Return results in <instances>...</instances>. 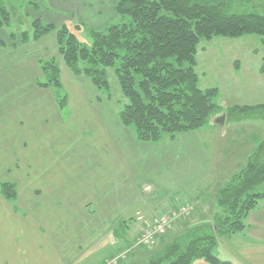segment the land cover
Wrapping results in <instances>:
<instances>
[{"label": "crops", "instance_id": "crops-1", "mask_svg": "<svg viewBox=\"0 0 264 264\" xmlns=\"http://www.w3.org/2000/svg\"><path fill=\"white\" fill-rule=\"evenodd\" d=\"M117 1L44 0L36 13L42 14L44 21L57 25L83 23L85 26L80 30H101L117 19L114 11ZM23 32L13 20L0 29V144H9L4 150L0 145L3 158L0 163L7 158L1 164L2 170L15 166L30 172V161L22 158L19 151L30 141L28 137L37 144L51 140L55 145L60 139L63 141L54 150L50 179L48 170L40 165L46 153L39 148L36 155L39 179L35 182L41 193L36 191L34 198H17L21 213L14 209L13 202L1 197L0 233L15 242L11 232L16 226L21 244L29 245L25 240L31 237L37 245L29 254L27 247L16 255L0 253V264H141L151 251L140 242L143 222L138 219L139 213L146 221L156 214L174 215L177 219L186 213L176 209L187 204L190 215L183 218L192 219V223L211 221L218 212L217 202L215 208L213 204L215 195L201 196L196 187L207 191L212 186L209 181L213 172L225 174L217 167L219 150L225 151L221 139L228 136V128L235 122L227 121L226 116L224 126L220 127L215 115L195 131L165 137L159 142H141L134 130L121 122L118 107L101 95L88 77L75 76L63 67L62 78L66 79L69 94L65 112L55 99L54 88L36 83L43 76L39 61L58 57L54 33L23 42L20 37ZM39 108L46 109L47 115L43 113L40 120H29L30 112ZM48 122L52 128L45 125ZM68 124L74 126L67 135L71 141L62 132L56 133ZM25 125L28 133L23 130ZM10 143L19 148H11ZM249 149L241 152V160L231 164L233 169L245 165L255 147ZM76 175V181H72ZM74 182L70 191L69 183ZM140 184L143 189L145 185L153 188L142 192ZM218 187L215 185L214 191ZM182 219L174 220L172 232L182 230ZM248 224L246 234L224 239L218 251L222 261L264 264V201L250 212ZM238 236L242 243L237 241ZM118 239L123 240L124 251L115 257L104 255L105 249L115 247ZM227 240L236 242L233 248L225 244ZM27 254L30 260L25 258ZM194 264L209 263L198 260Z\"/></svg>", "mask_w": 264, "mask_h": 264}, {"label": "trees", "instance_id": "trees-1", "mask_svg": "<svg viewBox=\"0 0 264 264\" xmlns=\"http://www.w3.org/2000/svg\"><path fill=\"white\" fill-rule=\"evenodd\" d=\"M5 2L0 0V29L12 21ZM114 11L117 22L101 30L85 28L92 39L89 46L77 38L68 23L57 25L40 19H34L32 31H24L20 37L24 42L56 31L58 52L65 66L75 76L88 77L109 100L112 90L108 70L114 69L127 100L119 118L141 142H159L195 131L223 112L227 121L236 122L249 117L250 112L264 110V104L222 108L215 101L218 89L199 87L196 72L202 41L255 35L264 43V0H118ZM74 26L80 30L85 25ZM39 62L47 79L37 85L60 88L61 68L56 57ZM54 94L66 111V104L60 103L57 92ZM0 187L4 199L16 200L11 184L5 182ZM263 201L261 140L245 165L217 192L218 212L212 220L192 223V219L183 218L190 215V210L177 219L170 216L169 231L158 244L152 248L143 244L151 253L141 264H193L197 260L231 264L219 258V238L230 239L243 232L250 212ZM179 219L184 223L182 230L172 232L174 220Z\"/></svg>", "mask_w": 264, "mask_h": 264}, {"label": "rangeland", "instance_id": "rangeland-1", "mask_svg": "<svg viewBox=\"0 0 264 264\" xmlns=\"http://www.w3.org/2000/svg\"><path fill=\"white\" fill-rule=\"evenodd\" d=\"M43 2L44 0H6L5 4L12 12V20L16 25V27H19L20 30L23 31H32V26H31L32 21L34 19L43 20V15L36 13V9L40 8ZM118 19L119 17L117 16V19L112 23L117 22ZM71 27L72 30L75 31L77 38L83 44L89 46L92 43L90 34L86 29L79 31V30H75L76 27L74 25H71ZM52 33H54L57 40L56 31H53ZM31 40H35V39L31 37L27 41H31ZM51 58L49 57L48 59H41V60H49ZM56 62L61 69L63 67L67 68L63 63L59 55V52H58V57H56ZM67 69L70 71L69 68ZM196 72L199 76V83H198L199 87H201L202 89H208V88L218 89V94L215 97V101L218 104H220V106L224 109H226V107L228 106L231 107L234 105L251 106V105L264 104V43L262 42L261 38L258 36L250 35L241 38L215 37L211 40H205L200 42L197 53ZM108 78L110 80V86L112 90V100L111 99L110 100L116 105V107H118L120 111L124 107L125 103H127V100L122 95L120 85L114 69L110 68L108 70ZM46 79L47 76L43 74L41 78H38L36 80V83L38 84L42 83L46 81ZM64 79L65 78H62V71H61L60 88L56 89L55 85H50V87L52 86L51 88H54V90L57 92V95L60 99L59 100L60 103L61 104L64 103L67 106L69 101V94L67 92V87L65 83L66 79L65 81ZM30 113H31L30 115L31 119L29 118V120L32 119L35 120V118H37L38 120L39 118H41L43 113L47 115L48 111L46 109L42 111V109L39 108L31 111ZM67 116L68 115L66 113L65 117ZM45 125H47L48 128L53 127L50 122L45 123ZM31 127L32 124L30 123L29 129ZM73 127H74L73 125L68 124L67 126H63L59 128V130H57L56 133L62 132L64 138L67 139L68 141H71L67 137V135L73 129ZM23 130L24 132L28 133L26 125L23 127ZM228 131H229L228 136L225 139H221L223 145V147L221 148H223V150L225 151L220 152L219 150V164L217 166L225 174L213 172L212 175L210 176V181H209V184H212V186L209 187L207 191L206 190L202 191L201 188L199 189V187H196L198 188L197 193H200L201 196H205L206 194L210 196L214 194L216 198V192L219 191V189L223 188L228 182H230L232 176L235 173H237L244 165L243 164L241 165V167H236L233 169L231 164H235L242 159L241 152L244 149L250 148L249 150L252 151V149L255 147L256 144H258L261 140H264V110L261 109L258 110L257 112H253V113L250 112L249 117H246L245 119L240 121H236L235 123H233V125H231L228 128ZM49 132L52 133L53 130H50ZM28 139H30V141L28 143H25L26 144L25 146L22 145L19 151L22 154V158L30 161L31 163L29 168L31 169L30 172L28 170L26 171L25 167H23V169L20 170L15 166H13V168L11 167L10 170L8 169L2 170L3 168L1 164L7 162L6 157H4L5 162L0 163V186L2 183L6 182L11 184L16 189V194H17L16 201L18 202L14 201L13 207L16 211L20 213H21V209H20L21 207L18 205L19 199L17 200V198H21V199H25L28 197L34 198L36 197L37 193L38 194L41 193L36 190L38 186L35 182V179H39L36 173V155L39 148L40 150L43 149L42 151H45L46 153V155L42 157V160L44 161H41L40 165L41 166L44 165L46 170H48V175L50 179L51 176L50 170H53L52 161H53L54 150L57 151L60 148L59 142L63 141L62 139H60V141L56 142V144L53 145L51 143V140L49 141V143L40 142L37 144V142L33 140L31 141L30 137H28ZM2 144H5V146ZM2 144H0L2 150L9 148L8 143H2ZM10 144H11L10 146L11 148L14 147L19 148V146H16L15 143H10ZM41 144H43L45 147L41 148L40 147ZM243 144H245V147L242 146ZM54 157L57 160V157L56 156ZM18 158H19V152H18ZM0 160H3V158H0ZM76 174H81V173H76ZM45 175H47V173ZM77 176L78 175L75 176V179L72 178V181H76ZM75 183L76 182H74L73 184L69 183L68 188L70 191L74 189ZM217 184L219 187L216 189L217 191H214L215 185ZM152 188H153L152 185H150L149 187L148 185H145L144 187L145 191L147 192L148 191L150 192ZM144 189L143 186L140 184V191L144 192ZM194 189L195 188H193L191 191H193ZM185 190L187 192V189ZM1 197L3 196L0 187V199H2ZM213 202L215 208L216 200H214ZM210 203L212 204L211 201ZM145 214H147V212ZM23 215L25 214L23 213ZM45 218H47V216ZM247 225L248 227L245 230H243V232L238 234L240 235L244 233L246 234L249 231L250 226L248 224V219H247ZM15 227L16 226L13 227L11 232V237L16 238L15 242L14 241L10 242L9 241L10 237L6 236V238H4L3 234L0 233V253L2 256L16 255L21 249L25 247L28 248L29 250L28 254H29V252L32 251V248H34V245H37L35 243L33 244L31 237H28L27 241L25 240V243L29 242V245L21 244V239L16 236L17 230L15 229ZM219 239H220L219 243L221 246L222 244H224L223 242L225 238L222 236ZM236 239H238L237 240L238 242L241 243L243 242L241 238L239 239V236ZM117 241L118 243L115 244V247L110 246L109 248L105 249L104 255H108V256L113 255L115 257V255L118 252L124 251L125 245L123 244V240L119 241L118 239ZM234 243L236 244V242L227 240L225 244L226 245L229 244V246L233 248L235 245ZM44 247H45L44 245L40 247V250H42L41 248ZM50 248L51 246H49V250H51ZM28 254L25 258L30 260L31 257L28 256ZM132 255L133 252L129 254L130 259L132 258ZM233 261L235 263L238 262L236 259H234ZM92 264L95 263L93 262Z\"/></svg>", "mask_w": 264, "mask_h": 264}, {"label": "built area", "instance_id": "built-area-1", "mask_svg": "<svg viewBox=\"0 0 264 264\" xmlns=\"http://www.w3.org/2000/svg\"><path fill=\"white\" fill-rule=\"evenodd\" d=\"M188 210L187 205H181L179 207L180 213H187ZM140 218L142 219V217ZM171 221L170 216L166 214H157L153 216L151 221L146 222L143 225L140 238L141 243L149 247L154 246L158 241V237L164 236L168 233Z\"/></svg>", "mask_w": 264, "mask_h": 264}, {"label": "water", "instance_id": "water-1", "mask_svg": "<svg viewBox=\"0 0 264 264\" xmlns=\"http://www.w3.org/2000/svg\"><path fill=\"white\" fill-rule=\"evenodd\" d=\"M226 121V113L223 112L222 114H219L216 117V124L219 125L220 127H223Z\"/></svg>", "mask_w": 264, "mask_h": 264}]
</instances>
